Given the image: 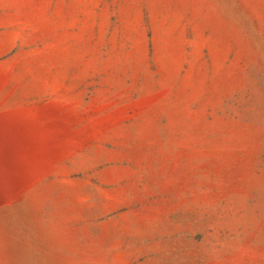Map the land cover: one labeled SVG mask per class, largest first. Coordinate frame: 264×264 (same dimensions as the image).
I'll return each instance as SVG.
<instances>
[{
	"label": "rangeland",
	"instance_id": "obj_1",
	"mask_svg": "<svg viewBox=\"0 0 264 264\" xmlns=\"http://www.w3.org/2000/svg\"><path fill=\"white\" fill-rule=\"evenodd\" d=\"M0 264H264V0H0Z\"/></svg>",
	"mask_w": 264,
	"mask_h": 264
}]
</instances>
